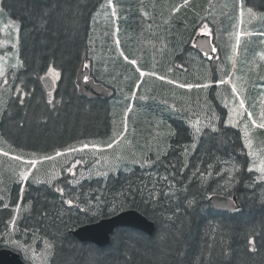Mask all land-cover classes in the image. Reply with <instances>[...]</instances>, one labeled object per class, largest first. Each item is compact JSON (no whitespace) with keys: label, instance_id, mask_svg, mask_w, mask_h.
<instances>
[{"label":"trees","instance_id":"obj_1","mask_svg":"<svg viewBox=\"0 0 264 264\" xmlns=\"http://www.w3.org/2000/svg\"><path fill=\"white\" fill-rule=\"evenodd\" d=\"M102 1L0 0L2 14L18 22L21 60L1 103L0 147L49 155L106 145L126 125L122 139L132 128L125 146L134 155L95 177L0 173V247L23 256L49 247L46 264H264L262 183L249 171L240 130L225 123L220 96L229 88L219 83L231 67L239 7L264 12V0H113V11L94 20ZM204 24L214 61L192 46ZM83 60L112 98L77 92ZM50 68L60 74L52 96L39 78ZM211 193L235 195L239 210H215ZM124 209L152 221L153 232L118 227L102 247L70 233Z\"/></svg>","mask_w":264,"mask_h":264},{"label":"rangeland","instance_id":"obj_2","mask_svg":"<svg viewBox=\"0 0 264 264\" xmlns=\"http://www.w3.org/2000/svg\"><path fill=\"white\" fill-rule=\"evenodd\" d=\"M109 7L114 8L113 0L102 1L94 13V20L101 15L103 10H105L104 16L108 15ZM242 12L245 13V18L241 17L238 20L239 28L233 34L235 41L232 43H234L236 53L234 57H231V67L225 82L230 90L225 89L226 92L221 94L220 98L227 109L225 123L240 129L242 144L250 158L249 168L255 171L256 180H259L258 177L261 175L259 169L264 167V129L259 128V124L264 122V12L249 11L247 8L241 10ZM1 17L6 18L0 7ZM17 29V21L10 18L3 22L0 20V107L5 97V91H7L5 85L13 82V78L21 68ZM46 74L54 81L58 78L53 76L49 70ZM13 92L15 91L13 90ZM23 96L24 93L21 91V97ZM241 100L244 101L243 109L240 108ZM125 128L126 125L117 134L118 139L122 137ZM156 132L160 133L161 130L158 129ZM131 135H133L132 128L127 131V137L121 140L118 145L120 148L114 155L111 150L115 142H108L106 145L83 142L74 147L76 151L69 152L68 149L60 151V156H57L56 153L43 156L18 153L16 150L8 151L0 147V173L3 174L4 171L7 178L10 177L12 178L10 180L17 181H25L20 179L22 172H27V179L34 181L37 180V177L41 180H52L62 173L78 177L99 176L111 169L114 160L134 158L130 149L125 146L130 143ZM84 144H87L88 147L83 148ZM121 149L124 154H121ZM5 152L8 153L7 156L4 155ZM17 156L20 158L17 159ZM45 157L51 158L46 159ZM136 157H138L137 153ZM33 159L36 160V164L28 165L27 162ZM43 159L46 161H42ZM123 163L126 162L123 161ZM44 169L46 172L43 171ZM44 248L45 246L41 250H37L34 246L23 250L27 254L25 257L31 260L30 264H45L48 251Z\"/></svg>","mask_w":264,"mask_h":264},{"label":"water","instance_id":"obj_3","mask_svg":"<svg viewBox=\"0 0 264 264\" xmlns=\"http://www.w3.org/2000/svg\"><path fill=\"white\" fill-rule=\"evenodd\" d=\"M194 43L196 47L200 48L207 55L212 54L210 51L211 41L210 37L205 38L204 33L196 34ZM87 69L82 67L79 69L77 80L78 92L87 97L109 99L112 96L113 91L111 89L105 88V86L100 83H95L92 78L84 80L87 77ZM42 81L46 85L47 90L53 87V83L50 78L44 76ZM210 200L213 206L219 210H231L234 211L237 208L234 201L230 198L212 195ZM127 226L132 227L146 234H151L153 231V223L147 220L143 215L135 210H127L120 212L114 216L108 218H102L97 222L88 223L77 227L72 230L71 233L74 237L78 238L80 241H89L95 243L98 246H104L109 242V237L115 227ZM0 264H24L20 255L17 252H13L7 248H0Z\"/></svg>","mask_w":264,"mask_h":264},{"label":"snow or ice","instance_id":"obj_4","mask_svg":"<svg viewBox=\"0 0 264 264\" xmlns=\"http://www.w3.org/2000/svg\"><path fill=\"white\" fill-rule=\"evenodd\" d=\"M187 3H188V0H184V5H185V6H187ZM249 11H251V9H249ZM113 14H115V13H113ZM203 30H204L205 38H207V36L211 35V29L209 28V26H208L207 24H204V25H203ZM117 43H118V41H117ZM210 51H211V53H215V52L217 51V49H216V47H214V46H210ZM121 55H123V53H121ZM130 63L135 64L136 61H135V60H132V61H130ZM137 71H139V69H137ZM49 72H50L53 76H56V77H59V75H60L58 72H56V71L53 70V69H49ZM140 74H141V76L144 75L143 72H141ZM161 79H163V77H161ZM5 83H7V81H5ZM169 83H171V81H169ZM221 83H223V81H221ZM179 86H180V87H185V86H186V87H188L189 89H191L192 87H198V88H199V87H204V88L209 87V85H207V84H204V85H200V84H196V85H193V84H187V85H185V84H180ZM16 90H17V92H21V91H22V89H20V88H17ZM21 102H22V101H21ZM49 103H51V101H49ZM240 108H241V109L244 108V101H243V100L240 101ZM249 115H251V113H249ZM253 123H255V121H253ZM259 128L264 129V122H261V123L259 124ZM87 147H88L87 144H84V145H83V148H87ZM109 147H111V144H109ZM83 148L81 149V151L83 150ZM68 151H69V152H71V151H76V149H74V148H69ZM4 155L7 156L8 153L5 152ZM56 155H57V156H60L61 153H60V152H56ZM19 158H20V157L17 156V159H19ZM45 158H46V159H50L51 157H45ZM27 163H28V165H30V166H34V165L36 164V160L33 159V160L28 161ZM249 171H251V169H249ZM259 171L261 172V175L258 177V179H259L261 182H264V167H262L261 169H259ZM27 178H28V173H27V172H22V173L20 174V179H21V180H26ZM165 179H167V178H165ZM61 191H62V190H61ZM68 203L71 204V201H68Z\"/></svg>","mask_w":264,"mask_h":264}]
</instances>
